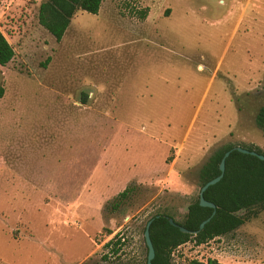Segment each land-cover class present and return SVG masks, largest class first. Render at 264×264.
I'll return each mask as SVG.
<instances>
[{"label":"rangeland","instance_id":"obj_1","mask_svg":"<svg viewBox=\"0 0 264 264\" xmlns=\"http://www.w3.org/2000/svg\"><path fill=\"white\" fill-rule=\"evenodd\" d=\"M46 1L0 0L15 52L0 67V264H107L116 234L112 262L143 264L147 221L166 207L184 217L215 152L264 151V0H104L61 42L38 22ZM254 212L172 264H264Z\"/></svg>","mask_w":264,"mask_h":264},{"label":"trees","instance_id":"obj_2","mask_svg":"<svg viewBox=\"0 0 264 264\" xmlns=\"http://www.w3.org/2000/svg\"><path fill=\"white\" fill-rule=\"evenodd\" d=\"M103 1L47 0L39 7L38 22L57 42H61L77 12L84 11L97 15ZM14 57L13 47L0 31V67L7 66ZM2 95L3 89H0V97ZM255 121L258 129L264 134V105L258 110ZM235 148L234 146H227L218 150L208 159L199 172V184L202 188L221 174V161L225 154L230 152L229 157L226 159L223 178L204 193L205 200L216 206V213L212 218L213 210L200 207L198 197L196 201L188 206L187 212L181 220H178L175 213L166 207L147 221L146 225L149 221H152L149 230L155 251L152 264H172V255L181 246L190 242L196 246L205 245L216 238L236 231L247 220L246 217L239 216V213L243 211L251 214L252 217L257 216L254 209L264 206V162L250 154L240 153ZM241 148L264 156V151L257 147ZM168 161H172V158ZM135 192L136 186H128L113 200L112 209H118L121 204L130 200ZM170 218L174 220L178 227L170 224ZM209 218H211L210 221L200 230L201 224ZM180 228H184L188 233L181 232ZM108 234L111 235V232H108ZM122 241V237L116 234L102 246L105 251L101 258L103 262L107 264H127L112 262V258L119 260L121 256L124 247ZM145 248L146 259L143 264H147L148 249L146 245ZM189 264L221 263L209 259L206 262L193 260Z\"/></svg>","mask_w":264,"mask_h":264},{"label":"water","instance_id":"obj_3","mask_svg":"<svg viewBox=\"0 0 264 264\" xmlns=\"http://www.w3.org/2000/svg\"><path fill=\"white\" fill-rule=\"evenodd\" d=\"M236 151L240 152V153H243V154H250L252 156H255L257 157L258 159H260L261 161L264 162V156L263 155H260L256 152H250L246 149H243L241 147H236L235 148ZM230 155V152L226 153L224 158L222 159L221 161V164H220V175L211 180L210 182H208L207 184H205V186H203L200 190V193H199V205L200 207H203V208H209V209H212L213 210V214L211 216V218L215 215L216 213V206L210 202H207L204 198V193L207 191V189L211 186H214L216 185L218 182L221 181V179L223 178L224 176V173H225V163H226V159L229 157ZM209 218L208 220H206L205 222H203L200 226V230H202L204 228V226L206 225V223H208L210 221ZM169 222L171 225L175 226V227H178V225L174 222L173 219H169ZM151 223L152 221H149L148 224L146 225V228H145V232H144V240H145V245L148 249V254H147V264H152V261L153 259L155 258V251H154V248H153V245H152V242H151V239H150V226H151ZM181 232L183 233H188L187 230H185L184 228H180Z\"/></svg>","mask_w":264,"mask_h":264}]
</instances>
